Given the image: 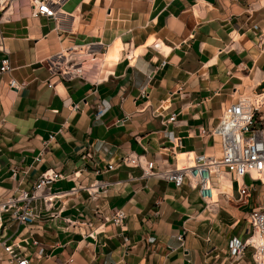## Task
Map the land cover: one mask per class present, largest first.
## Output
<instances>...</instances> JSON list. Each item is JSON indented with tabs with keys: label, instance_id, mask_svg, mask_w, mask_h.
<instances>
[{
	"label": "crops",
	"instance_id": "1",
	"mask_svg": "<svg viewBox=\"0 0 264 264\" xmlns=\"http://www.w3.org/2000/svg\"><path fill=\"white\" fill-rule=\"evenodd\" d=\"M254 23L264 32V0H65L56 18L34 17L28 0L15 2L3 26L8 53L0 50L19 83L10 89L9 75L0 76V200L47 169L67 175L51 184V207L38 198L35 221L10 227L28 264H254L251 248L232 257L226 241L244 235L243 217L258 201H220L217 217H208L195 189L139 178L121 162L141 155L163 167L173 151L220 156L219 139L199 129L213 127L238 93L264 92V43L256 46ZM91 40L107 49L82 78L49 73L50 54ZM107 163L113 168L95 173ZM93 180L109 184L91 199L82 186ZM255 184L264 204V185ZM116 208L127 213L130 247L118 227L106 224L92 238L81 223L96 227Z\"/></svg>",
	"mask_w": 264,
	"mask_h": 264
},
{
	"label": "built area",
	"instance_id": "2",
	"mask_svg": "<svg viewBox=\"0 0 264 264\" xmlns=\"http://www.w3.org/2000/svg\"><path fill=\"white\" fill-rule=\"evenodd\" d=\"M17 0H0V50L8 53L3 45V26L13 14L14 4ZM65 0H28L30 14L39 18H56L61 13V6ZM257 44L260 49L264 43V32L256 23ZM59 28V21L56 24ZM107 44L100 40H91L84 43L61 46L46 59L47 68L51 75H58L63 80L70 81L82 78L83 69L87 63L103 60ZM165 63L163 60L161 66ZM11 61L9 56L0 59V76L9 75L8 88H18L19 83L11 75ZM143 92V91H142ZM144 93V92H143ZM99 104L97 105L99 109ZM76 105H73V108ZM169 120L177 121V114L171 113ZM163 122V121H162ZM164 123V122H163ZM199 135L217 137L221 145L220 156L209 153H194L192 151L172 152L171 160L165 162L163 167L156 166L151 160L140 155H125L121 162L125 165L137 167L139 178H155L166 182L174 188L180 189L188 186L195 189L205 208L210 210L218 207L220 201L225 203L248 204L258 201L243 217L246 228L243 236L231 235L226 241V252L229 256L242 255L245 249L253 250L254 264H263L264 255V204L259 203L258 188L255 183L264 185V92L238 93L233 101L226 105L215 125L211 128L199 129ZM168 133V137H172ZM55 134L49 135L44 141L54 139ZM178 143V140L176 139ZM42 153V150L39 152ZM113 168L111 163L106 166H97L95 173ZM11 175L15 179L17 169L11 167ZM67 175L54 170L42 171L32 182L30 188L18 184L12 192L0 200V258L8 264H28V259L22 251L20 241L13 239L10 227L23 225L27 227L35 221L34 201L41 198L44 208L51 207V184L65 178ZM227 181V184L223 182ZM105 180H93L89 185L82 186L91 199L96 194L107 189ZM76 190L72 188L71 191ZM215 195V198H214ZM98 212V209L94 211ZM55 215L59 216V212ZM127 213L122 208L114 209L110 215H103L101 223L92 227L91 220L82 221L91 229L88 236L96 238L98 233L105 231V225L110 224L119 228L125 246L128 237L122 234ZM64 223H74L69 218H63ZM143 239L144 236L140 235ZM183 244V237L178 235ZM36 244L37 241L33 240Z\"/></svg>",
	"mask_w": 264,
	"mask_h": 264
},
{
	"label": "rangeland",
	"instance_id": "3",
	"mask_svg": "<svg viewBox=\"0 0 264 264\" xmlns=\"http://www.w3.org/2000/svg\"><path fill=\"white\" fill-rule=\"evenodd\" d=\"M203 207H204V205H203ZM204 208H205V207H204ZM216 212H217V211H216ZM216 212H215L214 210L207 209V212H206L207 215H206V216H208V217L211 216V217H212V216H214L212 213H216ZM219 212H220V211H218V212L216 213V215H215L216 217H217V214H218ZM230 221H231V220H230ZM230 221H229V222H230ZM198 228H199V227H198ZM195 229H197V228H195Z\"/></svg>",
	"mask_w": 264,
	"mask_h": 264
},
{
	"label": "bare ground",
	"instance_id": "4",
	"mask_svg": "<svg viewBox=\"0 0 264 264\" xmlns=\"http://www.w3.org/2000/svg\"><path fill=\"white\" fill-rule=\"evenodd\" d=\"M223 183H224V184H227L228 182L224 180V182H223ZM214 198H215V195H214Z\"/></svg>",
	"mask_w": 264,
	"mask_h": 264
}]
</instances>
